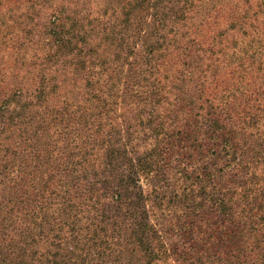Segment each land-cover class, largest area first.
Masks as SVG:
<instances>
[{
	"label": "trees",
	"instance_id": "obj_1",
	"mask_svg": "<svg viewBox=\"0 0 264 264\" xmlns=\"http://www.w3.org/2000/svg\"><path fill=\"white\" fill-rule=\"evenodd\" d=\"M157 1L132 0V56L123 52L131 42L104 44L109 32L55 6L56 50L86 48L70 72L80 95L73 154L42 133L18 179L0 181V264H101L95 251L114 247L116 264H182L216 238L233 259L254 258L246 249L264 259V10L244 3L217 38L195 28L185 0H163L156 12ZM119 62L132 77V118L120 122L104 106L111 85L103 83ZM52 81L47 75L23 106L45 110L56 99ZM141 131L146 144L117 142Z\"/></svg>",
	"mask_w": 264,
	"mask_h": 264
},
{
	"label": "rangeland",
	"instance_id": "obj_2",
	"mask_svg": "<svg viewBox=\"0 0 264 264\" xmlns=\"http://www.w3.org/2000/svg\"><path fill=\"white\" fill-rule=\"evenodd\" d=\"M162 1L156 2V12L160 9ZM244 3L252 4L254 9L258 8V16L264 10V0H185L184 7L196 29L208 30L206 37L217 34L218 38L222 30L229 26L232 13L236 16L241 12L238 7ZM258 3L259 7L256 5ZM55 6L63 12L65 8L75 9L71 11L83 17L85 22L98 24L105 32H109L101 37L104 44L113 42L116 46L132 41L129 17L132 12V0H0V167L5 170L0 174V181L6 184L18 179L24 161H30L27 157L33 151L32 142H40L38 138L42 133L41 140L52 142L50 145L54 150L56 145L57 150L60 149L66 154L70 151V154H73V149L69 148L73 147V138L77 134H70L71 113L79 103L80 95H76L75 89L70 87L73 78L70 72L79 58L77 56H83L86 48L81 45H68V48L56 50V41H52L57 31L52 18ZM71 11L67 14L71 15ZM159 16L157 13L155 18ZM261 17L262 15L259 22L264 26V18ZM258 39L257 34H254L249 43H253L256 48ZM104 48L110 51L108 45ZM231 50L233 47L227 51L228 55ZM123 52L132 56V42ZM244 55L245 53H242L241 56ZM248 55L251 58V51ZM230 59L232 64L241 61L240 56H231ZM119 63L112 65L109 80H103L106 88L111 85L104 106L116 116L118 122L126 115L132 118V77L125 74L130 65ZM47 75L53 79L51 85L56 84V99L46 106L45 110L39 109L38 106L24 107L22 102L26 95L29 91L38 89ZM236 75L237 73H226L225 78L229 83L234 82L235 79L231 77ZM124 89L127 93L122 96ZM42 120L47 123L43 130L37 128L41 127ZM82 124L83 122L79 121V125ZM128 132H132V125ZM116 137L119 138L117 142L123 144L121 147L125 144L128 149L132 148V142L136 140L144 144L149 140L148 134L142 131L136 135L116 134ZM107 147L104 145L105 149ZM117 147L118 144L115 145V148ZM29 183L32 184V180ZM10 197L7 192L3 194V205ZM43 198L51 203L49 193H45ZM169 219L165 216L163 225ZM208 241L211 246H207L206 253H198L182 264H264V259H260L255 253L252 254L251 249H246L247 254L254 258L244 259L239 255L240 259H233L229 255L231 252L228 250L230 248L226 247V242L217 238ZM253 245H256L255 240L249 241L245 247ZM95 252L94 257H97L101 264H116V261H121L120 256L116 254V247L113 252L107 251L105 254L104 249H97ZM241 256H244L243 253ZM64 264H73V259Z\"/></svg>",
	"mask_w": 264,
	"mask_h": 264
}]
</instances>
